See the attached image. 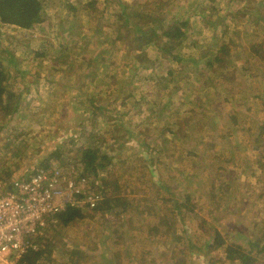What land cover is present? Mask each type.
<instances>
[{"label":"rangeland","instance_id":"obj_1","mask_svg":"<svg viewBox=\"0 0 264 264\" xmlns=\"http://www.w3.org/2000/svg\"><path fill=\"white\" fill-rule=\"evenodd\" d=\"M41 1L44 16L36 28L6 29L10 55L1 57L2 65L21 108L0 117V175L23 177L63 144L60 158L67 169L81 161L75 155L78 147L93 139L113 156L114 166L104 178L117 181L133 203L129 212L110 214L108 224L82 207L85 217L79 223L60 227L67 245L47 232L55 246L53 258L68 261L79 248L81 256L74 260L79 264H234L224 254H202L213 235L200 226H221L226 244L241 242L233 234L237 228L259 241L264 107L251 97L246 101L245 95H264V70L252 68V75L232 84L196 60L203 64L227 40L236 46L251 39L264 43V0H120L127 9L126 24L137 23L134 14H145L138 28L151 23L146 15L152 6L170 14L168 20L189 22L192 40L185 43L188 51L180 62L162 58L155 47L135 55L132 29L118 30L117 0ZM246 28L253 29L251 36ZM90 59L97 66L94 73ZM163 108L159 121L155 112ZM231 179L233 187L227 188L224 183ZM183 194L192 197L194 213L187 221L178 220L168 236V200L175 196L182 201ZM242 245L250 249L248 241Z\"/></svg>","mask_w":264,"mask_h":264},{"label":"trees","instance_id":"obj_2","mask_svg":"<svg viewBox=\"0 0 264 264\" xmlns=\"http://www.w3.org/2000/svg\"><path fill=\"white\" fill-rule=\"evenodd\" d=\"M117 1L118 10L115 12V18L121 19V24L118 27V30L122 32V34H124L126 28L132 29L130 35L132 36V39L134 41L133 52L135 53V55L141 56L145 54V51L147 52V49L149 47H155L158 51V54H160L162 58L171 59V61L173 62L182 61L181 54L184 53V51H188L187 47H185V43L189 40H192L191 33H193L191 26H189V22L187 20H179L178 18H171L170 20H168L166 16L170 14L164 13L162 10H160L161 8L155 9L152 6L150 8L149 14L146 15V17L151 19V23L144 26L145 28L142 27L143 29L138 28L141 27V23H144L143 21L140 22V18L145 14L141 12H139L140 14H134V19L137 23L126 24L125 18L127 9L124 11V9L120 5L121 1ZM130 11L133 12L136 10L131 9ZM43 16L44 9L41 0H0V23L12 25L19 31H28L36 28L37 25L42 23ZM261 19L264 20V17H261ZM258 21L259 23L262 22V20L260 19L256 22ZM217 29L219 28H213V30ZM226 29H228V26H225V28L222 30L224 36L227 34ZM261 29L263 31V28H256L255 30L260 31ZM252 30L253 29L246 28V31H249L247 32L248 36L252 35ZM231 45L236 46L232 40H227V42H225V44L223 45H220L217 48L216 52L212 56L210 55L203 64L201 63V60H196V65H198L200 68L202 66L204 68L207 67V69L213 71L216 76L219 77V79L225 80L226 83L232 84H234V82L236 81H239V76L242 77L244 75H252L250 71L252 70V68L254 71L264 70V43H260L259 40L256 41L254 39H251L246 46L238 44L235 48H232ZM0 53L1 57L10 55L7 52V48L1 50ZM94 61L95 64L98 65V63L101 62V58L96 56ZM0 63L2 65L1 59ZM88 66L89 70L91 71L90 73L96 72L97 66L94 65V62H91V59L90 61H88ZM199 75V77L203 76L202 73H199ZM9 81L10 76L8 68L6 67V65H2V70L0 71V117L14 115L17 113L18 109L21 108L19 102H14L15 94L11 89ZM244 90L245 89H243L242 91ZM250 97L251 99L256 100L258 104H262V107H264V95H252L250 92H248L245 95L246 101L249 102ZM230 100L233 99L230 98ZM235 100L236 98H234L233 102ZM90 102L95 104L93 100H90ZM164 109L167 110V108H163L159 111V114L155 112V115L159 121H162L164 118L162 114V111ZM234 112L236 117H238L237 112L240 111L235 109ZM200 113L205 116L204 108ZM206 114H210V111L206 112ZM234 123L240 126V121L237 120V118L234 119ZM167 128L169 129L168 131L172 130L171 127ZM120 132L122 131L120 130ZM126 133L128 134V132ZM103 146V143L97 144L96 140H94L93 142V139H89L84 145H80L78 147V152L77 154H75L76 157L81 156V161L77 162L75 165H69V167L74 166L76 171L89 178L91 184L93 185L92 189H96L101 193L102 199L98 201L96 207L91 210V212H93L94 216L99 214L100 219L103 220V223L108 224V221L110 220L107 217L110 214L120 215L129 212L133 203L130 197H125V194L121 192V187L119 186L117 181L114 182L112 179L104 178V174L114 166V162L113 156L103 151ZM142 146H144V143H142ZM64 150V144L55 147L54 151L52 150L53 152H51L50 156H48L47 159L44 158V160H42L41 162L35 163V166H33L31 170L28 169L26 171L24 177H29V175L35 173L37 169L41 167L50 168L51 165H57V167L59 168L67 167L64 164L66 162H64L63 159L60 158L61 156H63ZM14 179L11 173L8 174V177L4 173L0 175V182L6 184V187H9L8 189H10L11 183ZM233 180L234 179H231L229 183H224L225 186L228 188L230 187L229 185H232V188ZM95 184L97 185V187H95ZM166 192H171L168 186L166 187ZM183 195L184 196L182 201L178 200L175 196H171L169 198L168 207L169 209H171V212L169 214L171 218H168V216H164L162 214L164 217L168 218V225L170 226V230L167 233L168 236L174 233L175 224L178 220L184 219V221H187V217L191 216V214L194 213V209L192 207V197L189 194ZM259 200L264 206V193L259 196ZM262 209L264 210L263 207ZM83 212L84 211L82 207L78 205L69 207L64 212L57 215V222L50 226L48 232L51 230V234H54L55 239L58 236V238L60 239V243L64 246L67 245L66 240H64V238L60 235V227L61 229H69L71 225H76L82 218L85 217ZM159 213L157 217L161 218V214ZM254 221L257 229H260L261 226L258 223V220L255 219ZM200 227L205 234L210 233L213 235L212 242L205 241V252L202 254H209V256L211 254H224L225 259L234 264H262L264 262V243L260 244L259 242L264 237V233L262 232L264 226L262 227V231L259 230L260 232L257 234V238L259 241L253 240L254 236L250 231L237 228L234 230L233 234H237L241 242L232 241L231 243L229 242V244H226L224 237L219 232V227L221 226L212 227L210 226V224L204 222ZM160 231H162V229ZM183 231L186 232L185 230ZM167 234L165 233L164 236ZM40 241L41 246L37 250L32 251L27 256H25L26 258L24 259V261L26 263L79 264V262L77 263L74 261L76 258V254H78L79 257L81 256V250L79 248H76L74 252L71 253L70 260L57 261L52 256L53 250L55 249L53 242L48 241V238L46 237H42ZM167 241H169V239H167ZM242 241H248V246L250 249H247L244 245H242ZM192 248L193 250H195L194 248H196V246H192ZM149 256L155 258L153 254H150Z\"/></svg>","mask_w":264,"mask_h":264},{"label":"built area","instance_id":"obj_3","mask_svg":"<svg viewBox=\"0 0 264 264\" xmlns=\"http://www.w3.org/2000/svg\"><path fill=\"white\" fill-rule=\"evenodd\" d=\"M9 26L0 23V51L7 48ZM92 187L90 179L74 166L57 165L15 178L10 189L0 182V264H28L25 256L41 246L57 215L69 207L93 210L102 195Z\"/></svg>","mask_w":264,"mask_h":264}]
</instances>
